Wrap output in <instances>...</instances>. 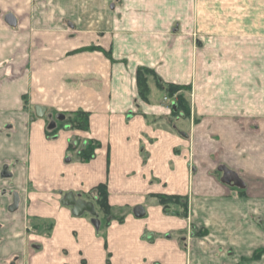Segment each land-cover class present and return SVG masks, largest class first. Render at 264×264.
Returning <instances> with one entry per match:
<instances>
[{
  "label": "crops",
  "instance_id": "crops-1",
  "mask_svg": "<svg viewBox=\"0 0 264 264\" xmlns=\"http://www.w3.org/2000/svg\"><path fill=\"white\" fill-rule=\"evenodd\" d=\"M139 68L185 88L180 115L153 79L138 96ZM77 111L87 131L60 126ZM223 168L264 194V0H0V264H264L255 200Z\"/></svg>",
  "mask_w": 264,
  "mask_h": 264
},
{
  "label": "trees",
  "instance_id": "trees-1",
  "mask_svg": "<svg viewBox=\"0 0 264 264\" xmlns=\"http://www.w3.org/2000/svg\"><path fill=\"white\" fill-rule=\"evenodd\" d=\"M150 79L155 80L156 85L159 89L164 91V95L167 98H172L174 95H177L178 92L185 89L181 86L175 85H166L161 86L158 83L157 77L155 76L154 72L146 69V68H139L136 73V80H137V89H138V96L141 99H146V96L149 92L148 89V82ZM175 108L176 112L174 115H180L183 111V98L181 95L176 96L175 101ZM88 121L89 116L87 113L82 111H77L71 114H66L64 121L60 123V126H68L70 129L79 130V131H87L88 129ZM55 130L48 131V134H53ZM69 147L72 146L70 145ZM99 147V145L95 142H88L83 148L80 149L79 158L81 161L86 162L89 161L93 156L95 150ZM92 198L99 210L103 212V214L107 217L110 216V208L107 202V188L105 185H99L96 187L92 192ZM157 198L158 203L163 206V209L166 211L168 210L170 205H180L182 207V212L185 213L186 210V202H184L181 198L177 196H166V195H158L155 196ZM262 254H264V249H259L254 253L253 258L258 259Z\"/></svg>",
  "mask_w": 264,
  "mask_h": 264
},
{
  "label": "water",
  "instance_id": "water-1",
  "mask_svg": "<svg viewBox=\"0 0 264 264\" xmlns=\"http://www.w3.org/2000/svg\"><path fill=\"white\" fill-rule=\"evenodd\" d=\"M5 22L9 26H14L15 20L14 17L11 14H8L5 16ZM35 111V116L37 118H43L45 116L46 110L43 107L37 106L34 109ZM57 119L63 120V116L60 115L57 117ZM49 129L54 128V122H51L48 126ZM223 172V178L222 182L226 184L233 183V185H236L239 188H244V184L242 180L234 173L227 171L226 169H222ZM1 176L3 178L9 177V174L6 172V168L3 169ZM61 203L65 206L72 207V214L74 216H80L83 213H88L90 214L93 219H92V224L98 228L99 222L97 220V215L94 210V205L91 202H87L81 198L76 197L73 193H67L64 195ZM18 204V197L16 194L13 196V204L10 208L11 211L15 210L17 208ZM143 212L141 207H137L134 210L135 215L139 216ZM260 227L261 230L264 232V220L260 221Z\"/></svg>",
  "mask_w": 264,
  "mask_h": 264
},
{
  "label": "rangeland",
  "instance_id": "rangeland-1",
  "mask_svg": "<svg viewBox=\"0 0 264 264\" xmlns=\"http://www.w3.org/2000/svg\"><path fill=\"white\" fill-rule=\"evenodd\" d=\"M75 141V140H74ZM86 142L87 141H81L80 139L76 142V143H74V145H78L79 146V148H82L84 145H86ZM88 143V142H87ZM77 146V147H78ZM244 182V181H243ZM244 184V183H243ZM246 185V184H245ZM251 185V184H250ZM233 188H234V190L238 193V197L239 198H247L248 196H249V198L251 199V200H255V204H256V206H257V208H256V214H255V224H256V228H257V233L258 234H260V236L262 237V238H264V232L261 230V227H260V221H262V220H264V194L263 193H251L250 191H248V189L246 190H244V188H239V187H237L236 185H233ZM257 188V187H256ZM258 190V189H257ZM245 191H247V192H249V194L248 195H245L244 193H245ZM102 214H103V212L102 211H100ZM104 215V214H103ZM110 216H111V212H110ZM109 216V217H110ZM104 217L105 218H108L107 216H105L104 215Z\"/></svg>",
  "mask_w": 264,
  "mask_h": 264
},
{
  "label": "built area",
  "instance_id": "built-area-1",
  "mask_svg": "<svg viewBox=\"0 0 264 264\" xmlns=\"http://www.w3.org/2000/svg\"><path fill=\"white\" fill-rule=\"evenodd\" d=\"M164 100H166V98H165ZM174 108H175V106H174ZM174 110H175V109H174Z\"/></svg>",
  "mask_w": 264,
  "mask_h": 264
}]
</instances>
